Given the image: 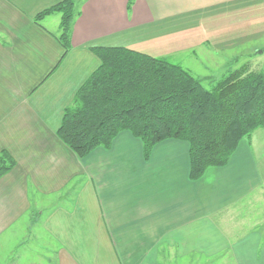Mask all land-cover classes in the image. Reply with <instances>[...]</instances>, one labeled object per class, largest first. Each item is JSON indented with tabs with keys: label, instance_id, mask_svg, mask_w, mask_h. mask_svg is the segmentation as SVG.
Listing matches in <instances>:
<instances>
[{
	"label": "crops",
	"instance_id": "obj_1",
	"mask_svg": "<svg viewBox=\"0 0 264 264\" xmlns=\"http://www.w3.org/2000/svg\"><path fill=\"white\" fill-rule=\"evenodd\" d=\"M62 1L0 0V153L16 162L0 179V264H169L225 253L264 264L263 129L198 181L183 141L166 140L146 159L124 131L81 159L57 135L100 65L92 46L126 47L147 28L221 8H242L246 33L258 24L263 35L264 0H77L64 59L61 16L36 21ZM253 7L261 12L246 13Z\"/></svg>",
	"mask_w": 264,
	"mask_h": 264
},
{
	"label": "trees",
	"instance_id": "obj_2",
	"mask_svg": "<svg viewBox=\"0 0 264 264\" xmlns=\"http://www.w3.org/2000/svg\"><path fill=\"white\" fill-rule=\"evenodd\" d=\"M135 0L129 1V8ZM61 16L58 42L64 57L71 49L77 0H63L37 15ZM100 61L65 109L59 139L83 159L98 148L110 149L127 131L142 141L148 159L158 144H189L190 179L210 168L225 167L243 140L264 130V73L241 67L220 79L193 76L164 58L122 46H92ZM8 151L0 153V179L15 167Z\"/></svg>",
	"mask_w": 264,
	"mask_h": 264
},
{
	"label": "rangeland",
	"instance_id": "obj_3",
	"mask_svg": "<svg viewBox=\"0 0 264 264\" xmlns=\"http://www.w3.org/2000/svg\"><path fill=\"white\" fill-rule=\"evenodd\" d=\"M245 11L248 14L261 12L260 8L254 7ZM244 13L242 8H221L174 20L163 29L147 28L149 33L124 46L180 65L193 76L204 79L206 87L210 78L220 79L241 67L264 73V55L261 54L264 34H259L258 24L253 26V32L246 33L249 21L244 20ZM169 264L236 263L225 253L212 259H196V256L172 259Z\"/></svg>",
	"mask_w": 264,
	"mask_h": 264
}]
</instances>
